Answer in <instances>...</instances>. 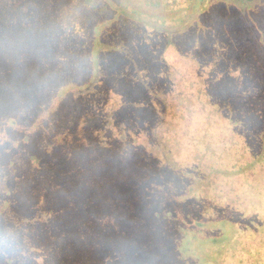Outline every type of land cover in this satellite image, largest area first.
I'll return each instance as SVG.
<instances>
[{
	"label": "trees",
	"instance_id": "16d2710c",
	"mask_svg": "<svg viewBox=\"0 0 264 264\" xmlns=\"http://www.w3.org/2000/svg\"><path fill=\"white\" fill-rule=\"evenodd\" d=\"M132 1L79 0L76 23L65 0H0V264H264V110L254 130L237 101L252 87L264 105V0ZM139 28L229 44L206 83L173 89L162 55L130 48Z\"/></svg>",
	"mask_w": 264,
	"mask_h": 264
},
{
	"label": "rangeland",
	"instance_id": "374dc122",
	"mask_svg": "<svg viewBox=\"0 0 264 264\" xmlns=\"http://www.w3.org/2000/svg\"><path fill=\"white\" fill-rule=\"evenodd\" d=\"M61 1L63 2V0H61ZM78 2H79V0H77V1L76 0L75 1L74 0L73 1L65 0V8L63 10V13H65V14L63 16H61V18L68 19L67 15H69L71 18L76 20V23L81 21L79 16L82 14L83 11H82V6ZM132 3L134 4L135 1H132ZM188 4H189V0H169L168 4L165 3L164 9L167 10L168 8H170V11L172 13H175L178 10L184 9L185 7H187ZM220 9H221L220 12H216L214 14V19L219 20V23H221L219 25H220V27H222V20L223 21L226 20L227 13H226L224 8H220ZM144 10L147 13H148V11H151L149 4H147V3L145 4ZM66 13H68V14H66ZM217 15H220V17H218ZM178 16H179V18H178ZM184 16H185V12L183 11L182 14H180V15L177 14V16L175 18H173V19L167 18V19L163 20V22L168 23V26L175 27L176 25H178L180 23L179 20H182V18ZM206 17H208V15ZM223 17H224V19H223ZM207 23H208V20H207ZM95 24H96V22L95 23L92 22L91 27L93 28V26ZM75 27H76L75 30H73L71 28L68 30L66 40L70 44L74 45L75 47L81 46L83 48L84 54L88 56L91 53L92 40L90 37L92 35L90 32L87 31V29L82 28L78 24ZM110 28H111V26L110 27L108 26L106 28V32H108V35L110 33V35H109L110 39L111 38L113 39V41L109 42V43L111 45H113L114 43L117 45L118 37L116 35V32H113V30ZM128 28L131 29V27H128ZM226 28H227V25L224 27L223 30L227 31ZM133 33H134V35H132V37L128 41L130 48L135 50L136 53H139L140 50L138 48H141V47H142V49H145V48H147L148 50L152 49L153 51L152 50L151 51L156 53L157 56L160 57V55H162L167 66L162 65L158 71L166 70L168 72L170 81H171L172 86H173V89H176L178 87H179L178 89H180V88L184 87L193 78H198L201 83H206L208 81V79L211 77V74H214L215 72L218 71V68L215 65V63L213 62V60L215 58H218L219 55L222 54L221 51L224 50L225 45L229 44L228 43V37H229L228 35H224L219 40H213L211 38V36H209L208 32L203 30L202 34L200 35V39L199 38L197 39V46L196 47L195 46L184 47V49L179 50L174 44H167L168 38H167L166 32L159 33V32H156L155 30H153L152 28H149L147 30L139 28V29L133 30ZM86 37L88 39L87 42H89V43L87 44L86 47H84V41H85ZM199 40H200V42H199ZM253 40H255V39L253 38ZM222 41H224L226 44L223 45L224 47L223 46L221 47L222 48V50H221V49H219L220 44H218V43H221ZM61 42H63V44L66 45L65 40H61ZM215 43L218 45L215 46ZM22 50L24 53H26L28 55H37V53L39 52L38 47L37 46L35 47L33 45H30L29 47H24ZM166 51L170 52V54L166 55L167 58L164 57V54ZM61 54H62V51H56L55 52V58H58L59 55H61ZM239 64L240 63H236L235 65H233V63H230V64L226 63L225 67L229 71H231V73L233 75H237L239 77L243 76V78H246L248 80H250L251 77H252V79H254L256 77L255 76V70H252L250 68L248 69L247 72H241L240 73V69L238 67H235L236 65H239ZM235 69H237V70H235ZM234 71H236V72H234ZM147 73H148V70L146 68V74ZM189 76H191V78ZM249 85H251V84H247V86H249ZM234 86H235V83L228 85L227 89H226L228 91H225V94L229 93L232 90H233L232 92H234L235 91L234 89H236L238 87H244L242 83L240 86L236 85L235 88H234ZM247 90H249L250 94L245 93L242 95H237V101L241 102L243 107H246V112L248 113V115L252 119L251 121H254L253 128L255 130V124L258 121L264 120V118L261 120H258V118L256 117V112L258 110H260V108L262 110H264V105L262 107L259 106V99L257 98L258 96H256L253 93L252 87H249ZM243 93H244V90H243ZM110 95H113V93H111ZM92 104H93V106H95L94 108H96L99 103L98 102H96V103L92 102ZM245 126L248 129V126L245 123H243L240 126L238 131L242 132L246 135L250 134V137H249V139H250L249 141H251L250 144L255 145L254 141H252V138L254 137V135H253V132H251V129H252L251 126L249 129L250 130L249 132L246 131ZM219 131L220 130L218 128L217 132H219ZM139 136H141V135H139ZM143 141L144 140H141L140 143H143ZM195 203H198V202H195ZM194 209L195 208L192 207L189 210L192 211ZM176 240H177V243H179V245H180V240L177 239V236H176Z\"/></svg>",
	"mask_w": 264,
	"mask_h": 264
}]
</instances>
